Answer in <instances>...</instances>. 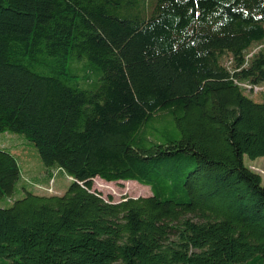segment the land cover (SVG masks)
Instances as JSON below:
<instances>
[{"label": "trees", "instance_id": "obj_1", "mask_svg": "<svg viewBox=\"0 0 264 264\" xmlns=\"http://www.w3.org/2000/svg\"><path fill=\"white\" fill-rule=\"evenodd\" d=\"M146 1L0 0V135L47 167L0 148V264H264V0Z\"/></svg>", "mask_w": 264, "mask_h": 264}, {"label": "rangeland", "instance_id": "obj_2", "mask_svg": "<svg viewBox=\"0 0 264 264\" xmlns=\"http://www.w3.org/2000/svg\"><path fill=\"white\" fill-rule=\"evenodd\" d=\"M146 3L147 8L149 9L151 0H147ZM260 50H264V44L253 46L251 50L248 51L246 59L250 60ZM223 62L227 66H231L232 64L229 57L223 58ZM243 87L248 90L246 95L253 98L254 101L258 103L263 101L264 86L243 85ZM0 148L6 149L16 157L21 168V174L25 178V181L27 179L31 181L35 179H42L43 176L47 175V167L42 162L37 149L22 135L12 133L1 134ZM245 164L250 170L262 177L264 185V158L252 161L249 157H245ZM54 175L55 176L53 177V181L50 185L44 187L35 186L32 188L29 186L30 189L39 195H64L71 185L72 180L65 173L54 172ZM93 190L99 192L105 200H112L114 203H119L125 198L137 199L140 197H150L152 195L150 187L143 186L137 182H113L109 184V182L101 180L100 178L94 180Z\"/></svg>", "mask_w": 264, "mask_h": 264}, {"label": "crops", "instance_id": "obj_3", "mask_svg": "<svg viewBox=\"0 0 264 264\" xmlns=\"http://www.w3.org/2000/svg\"><path fill=\"white\" fill-rule=\"evenodd\" d=\"M46 179H47V175L46 176H43V178L42 179H39V181L41 182V181H44Z\"/></svg>", "mask_w": 264, "mask_h": 264}]
</instances>
